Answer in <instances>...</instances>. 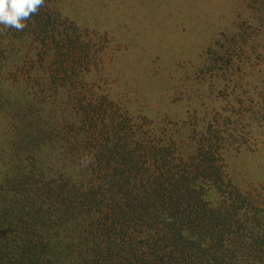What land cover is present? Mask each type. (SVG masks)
<instances>
[{
	"label": "rangeland",
	"instance_id": "1",
	"mask_svg": "<svg viewBox=\"0 0 264 264\" xmlns=\"http://www.w3.org/2000/svg\"><path fill=\"white\" fill-rule=\"evenodd\" d=\"M263 3V0H43L39 16L38 12L30 15L24 21L26 27L23 30L0 25V258L10 255L16 257L19 264H44L41 262L50 246L47 245L49 248L45 253H42L43 247L49 240L51 243L52 239H57L55 233L58 230L48 225L49 221L39 207L24 210L22 199L32 194L28 193L31 188H40L46 194L53 178L60 176L63 183H67L65 190L72 196L67 197L81 199L80 205L84 207V194L76 193V190L83 191L79 188L80 182L90 176L91 165L95 167V175L103 167L98 160L102 157L94 156L98 143L104 149L112 150L113 157L109 161L114 158L120 164L123 157L128 166L138 169V172L137 169L134 171L142 174L141 177L157 172L160 157L156 151L150 159L113 151L117 140H121L122 147L127 149L129 142L143 137L136 134L135 140L131 136L132 122L136 119L144 127H153L155 138L162 137L161 129L165 128L169 138L181 137V142L185 130L179 136V125L196 114L203 117L205 112H220L228 116V122H224L226 127L241 125L239 129L241 133H247L246 140L225 153L223 180L227 188L233 187L240 193V200L236 199L243 209L238 211L240 214L236 219L241 221L238 224H254V212L248 206L264 209ZM257 12L262 14L258 26L253 18ZM47 23L50 27H43ZM59 25H64L68 31L78 28L99 33L104 47L100 49L101 58L98 54H95L97 60L93 58L92 48L89 53L85 49L84 69L80 61L71 60L72 54L63 53L59 48ZM40 33L47 40H43ZM101 40H95L98 52ZM79 48H75L76 55L82 56ZM214 51L217 52L214 55L220 56L211 61L210 54ZM96 61L100 64L95 82L100 90L97 92L107 99L106 103L88 109L82 105L84 101L79 89L88 82L90 85L85 87L88 95H96L91 74L83 77L82 73L91 69ZM69 64L73 67L72 72H66ZM242 65L246 68L241 69ZM37 66L43 69H37ZM49 69H52L49 74L53 77L50 78L53 81L52 98L44 100L33 95V91L39 93L35 84L41 77L47 80L45 72ZM40 71L41 74H37ZM59 105H67V111L59 114L64 116L60 127L52 129L54 119L51 118L56 117ZM86 111L94 117L97 111H106L109 119L91 122ZM50 113L53 117L45 116ZM22 116L27 121L36 120L38 116L51 119L44 121L45 125L42 122L36 124L38 129H46V133L50 130L52 133L48 134L53 140L46 145L40 143L37 154L27 155L26 150L21 154L23 146L14 141L15 136L9 139L11 133L18 131L15 121ZM125 116L132 120L120 121ZM112 117L116 122L115 126L112 124L113 134L111 137L100 135L98 130L110 124ZM188 127L191 126L188 124ZM38 129L34 131L38 133ZM78 137L83 154L75 157L78 150L73 144ZM157 144L163 146V142ZM130 147L138 150V147ZM186 149L190 151V147ZM66 150L72 151L63 154ZM178 152L185 155L182 148ZM173 155L177 157L175 152ZM145 160L147 163L143 162ZM133 176L132 173L128 179L129 187L138 182ZM206 193L210 204L218 205L221 201L222 190L216 191L211 186ZM138 197L139 194H129L128 199L122 200V205ZM38 198L35 202L40 204L39 194ZM54 199L52 195L46 204L53 203ZM80 213L69 223L82 231H77L79 236L73 240L78 246L89 245L92 234L87 233L98 226L102 239L108 242L117 232L114 229L125 231L129 220L109 215L100 219L103 225L92 219L93 213L86 210ZM116 213H119L118 208ZM20 241L26 242V246L30 243L31 251ZM70 242L72 244V240ZM11 243L17 247L8 249ZM74 248L66 247L60 254L50 251L55 257L65 258L76 250L75 245ZM233 254L236 261L242 259L244 263L254 264L253 256L240 252ZM85 256L83 262L87 263V251ZM47 257L49 261L50 255Z\"/></svg>",
	"mask_w": 264,
	"mask_h": 264
},
{
	"label": "trees",
	"instance_id": "2",
	"mask_svg": "<svg viewBox=\"0 0 264 264\" xmlns=\"http://www.w3.org/2000/svg\"><path fill=\"white\" fill-rule=\"evenodd\" d=\"M253 1L257 2V0ZM38 10L36 11L38 12L37 16H39V12L41 11L40 8ZM255 14L256 17L253 16V18L258 26L259 22H261L262 14L260 12ZM34 20H36L35 17ZM33 21H30V24H34ZM55 25L58 26V24ZM43 27L49 28L50 25L47 23ZM58 28L59 37L57 40L61 42L59 46L60 50L63 53L72 54L70 55L71 60L80 61L83 69V59L86 57L87 51L89 53L93 48V52L90 53L93 58H96L95 54H98L99 57L102 55L100 49L103 47V41L100 38L101 35H98L99 33L92 34V32L81 31L78 28L68 31V28H65L64 25H59ZM40 34L43 40H47V37L44 38L42 33ZM79 35L81 36L78 37ZM96 39L101 40L98 42L99 52L95 42ZM68 43L72 45H68ZM90 43L93 45H90ZM78 46L81 52L79 54H82V56L76 55L75 48ZM209 51H212V49L210 48ZM214 54H217V52L214 51L210 54L211 61L220 56ZM96 65L97 61L91 69L88 68L85 69V72L84 70L82 71L83 77H86L85 74H91L92 85L96 89V95L90 96L85 88L90 83L86 82L82 84L79 89L81 100L84 101L82 105L88 109L105 102V99H107V97L98 95L97 92L99 88L95 85V82L98 80L97 75H99L100 64L97 67ZM242 66L243 68L241 69L246 68V65ZM36 68L43 69L41 66L40 68L39 66ZM50 70L52 69L45 72L48 75L47 80L41 77L35 84L36 86L38 85L39 93L35 90L33 91V95L41 96L44 100H47L48 97L52 98L53 81L50 78L53 77L49 74ZM91 70H94V73H90ZM72 71L73 67L69 64L66 72ZM37 74H41V71ZM31 79L29 81H35V79ZM27 86L31 87V85ZM57 98L62 99L61 96H57ZM108 102L109 105H112L110 101ZM59 106L63 107L64 105ZM59 106L56 117H53L52 113L45 115L46 117H53L51 118L52 120L54 119L52 129L59 128L60 124L64 121V116L59 114L64 110L67 111V105L62 109ZM100 108H102L101 105ZM109 109L112 110L111 107ZM96 113L97 116L94 117L93 115L89 116L91 113L85 112L90 117L91 122L103 119H105V122L106 119H109L106 115L108 112L106 111H97ZM51 119H44V116H38L36 120L27 121L22 116L19 121H15L19 132L15 131L11 133L9 139L12 140V136H15L14 141L23 146L21 154L24 150L28 152L27 155L37 154L36 151L40 143L46 145L50 144L49 141L53 140L50 138V134L52 133H50V130L48 131L50 134H48L45 132L46 129H38L36 124L42 122L45 125L44 121L47 122ZM112 119L113 121H110V124L107 123L105 128L102 126L98 130L100 135L111 137L115 130L112 124L116 125L114 117ZM131 120L130 117L125 116L124 120L121 119L120 121L130 122ZM136 120L132 122L130 132L133 133L131 136H134L135 140L136 134H141L143 137H139V140L135 142H129L127 149L122 147L121 140H117L113 151L114 153L118 152L119 155L124 154L148 159L154 157L155 154L153 156L152 154L156 151V154L160 157L157 159V161H160V165L157 166L158 173L141 177L142 174L137 173L138 169L128 166L124 162L123 157H121L123 163L120 164L114 158L109 161L113 157L112 150L104 149L98 143L94 156L102 157L98 158V160L103 163V167L99 171V174L96 173V175L94 172L95 167L91 165L92 171L90 170V173L88 167L86 171L89 173L88 176H90L86 178V181L80 182L81 187L78 185L83 191L76 190V193L84 194V207L80 205L79 201H82L81 199L75 200L67 197L71 195L67 192V189L65 190L67 183L64 184V179L60 176L53 178L51 187L46 194L44 190L40 191V188H31V192L28 193L32 194L22 199L24 210L30 211V209L39 207L42 210L43 216L47 217L49 221L48 225L58 230L56 233L59 235L55 233L57 239L51 238V243L50 240L46 243V246L43 247L44 252L42 251V253L46 252L49 248L48 246H50L52 252L59 254L64 252L66 247L75 249L74 245L76 246V250L72 251L71 256L68 255L65 258H61L60 256L55 257L49 249V252L45 253L46 257L42 259L41 263L248 264L244 263L245 260L242 259L234 260L235 254L233 253L240 252L247 254L248 257L253 256L254 260L252 262L254 264H264V209L249 205L248 209L254 212L255 223L250 226L238 224L241 221L237 220L236 217L240 214L238 211L243 209L242 205H240L241 203H237L236 199L237 197L240 200V193L233 187L227 188V184L223 180L225 153H228L231 148L240 146L243 140H246L247 133H241L239 129L241 125L235 124L230 126V128L226 127L224 122H228V116H223L220 112H205L203 117L196 114L193 117L191 116L188 122L186 119L179 125V136L185 130L181 142V137L177 138L175 136V140L169 138L167 136L169 131L165 128L161 129L162 137L155 138V129L153 127H144L142 123L138 122L139 119ZM141 120L143 122V119ZM188 124L191 127H188ZM36 129L39 130L38 133L34 131ZM158 142H163V146L158 145ZM81 143V139L78 137L75 140V144H73L76 147L75 149L78 150L74 154L75 157L83 154V151L80 150ZM59 144L57 147L60 150ZM130 146L138 147V150H133ZM187 147H190V151L186 149ZM70 148L73 149L72 146ZM180 148L185 150V155L182 156L178 152ZM71 151L66 150L62 152L63 154H68ZM173 152L176 153L177 157L173 155ZM157 155L156 157H158ZM147 161L143 162L147 163ZM152 165L154 164L152 163ZM135 169H137V172L134 171ZM132 173L134 174L133 178H136L138 182L129 187L127 186V182ZM211 186L215 187L216 191L221 192L222 190L224 194V196L222 193L220 194L221 201L218 205L210 204L209 200H207V188L209 189ZM85 191L86 194L84 193ZM135 193L139 194L137 200H132V202L122 205L123 199H128L129 194L133 195ZM38 194L40 204L35 202V200L38 201L39 199ZM52 195L55 197L53 203L49 201L46 204L52 198ZM242 201L245 202V199L242 198ZM117 208L119 209L118 214L116 213ZM83 210H86L89 214L93 213L92 219L103 225L105 224L100 219L102 217H109V215L112 218L114 216H121L124 219L129 218L126 222L127 227L125 231L114 229L117 232H114L109 241L105 242L102 239L101 233L98 232L100 228L98 226L87 233L92 234H89L92 237V242L89 245L78 246L77 243L73 244V240L79 236L77 231H82L69 223L72 219L75 221ZM242 212H245V210ZM159 215L161 217H158ZM97 238H100V240L96 241ZM20 242L25 244V248L26 242ZM16 247V244L11 243L8 249ZM26 247L28 251H31L30 243H27ZM86 251L88 252V261L84 263L83 258L86 257ZM47 255H50L49 261L47 260ZM1 256L3 255L1 254ZM0 264H19V262L16 257L10 255L6 257L5 255V257L0 258Z\"/></svg>",
	"mask_w": 264,
	"mask_h": 264
},
{
	"label": "clouds",
	"instance_id": "3",
	"mask_svg": "<svg viewBox=\"0 0 264 264\" xmlns=\"http://www.w3.org/2000/svg\"><path fill=\"white\" fill-rule=\"evenodd\" d=\"M43 0H0V25L23 30L30 15L34 14Z\"/></svg>",
	"mask_w": 264,
	"mask_h": 264
}]
</instances>
